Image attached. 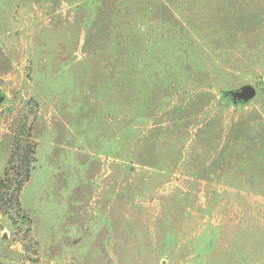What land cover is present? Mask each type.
Listing matches in <instances>:
<instances>
[{
    "label": "rangeland",
    "instance_id": "374dc122",
    "mask_svg": "<svg viewBox=\"0 0 264 264\" xmlns=\"http://www.w3.org/2000/svg\"><path fill=\"white\" fill-rule=\"evenodd\" d=\"M0 95V260L264 264V0H0Z\"/></svg>",
    "mask_w": 264,
    "mask_h": 264
},
{
    "label": "trees",
    "instance_id": "16d2710c",
    "mask_svg": "<svg viewBox=\"0 0 264 264\" xmlns=\"http://www.w3.org/2000/svg\"><path fill=\"white\" fill-rule=\"evenodd\" d=\"M25 150L23 152L22 158H21V168L23 171V178L21 180L17 181V184L15 186V189L12 190V192L9 194V198L5 200L4 197H2L0 199V209L2 210L3 213H10V207H12L11 205H15V207L17 209H20L21 205H20V193L25 185V183L30 179V175H31V170L33 167V162L35 161V157L33 156V154L35 153V147L33 142H30L29 144H27L25 146ZM18 153V151H13L12 158L13 155H15V153ZM12 158L10 157V162H12ZM11 168H7L5 170V176L3 178L0 179V189H3L4 187H8L10 189V180H9V172H10ZM12 183V182H11ZM8 204H10V206H8ZM0 264H11L5 261L0 260Z\"/></svg>",
    "mask_w": 264,
    "mask_h": 264
},
{
    "label": "water",
    "instance_id": "95a60500",
    "mask_svg": "<svg viewBox=\"0 0 264 264\" xmlns=\"http://www.w3.org/2000/svg\"><path fill=\"white\" fill-rule=\"evenodd\" d=\"M231 94L236 100L249 101L256 97L257 88L253 84H246L239 89L233 90ZM4 98V95H0V102H2Z\"/></svg>",
    "mask_w": 264,
    "mask_h": 264
}]
</instances>
